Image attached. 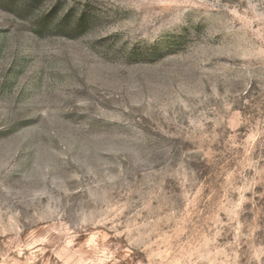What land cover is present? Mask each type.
<instances>
[{
	"label": "rangeland",
	"instance_id": "rangeland-1",
	"mask_svg": "<svg viewBox=\"0 0 264 264\" xmlns=\"http://www.w3.org/2000/svg\"><path fill=\"white\" fill-rule=\"evenodd\" d=\"M0 264H264V0H0Z\"/></svg>",
	"mask_w": 264,
	"mask_h": 264
}]
</instances>
